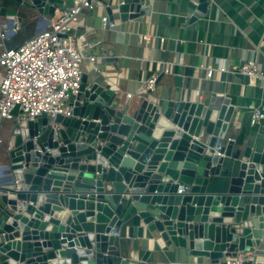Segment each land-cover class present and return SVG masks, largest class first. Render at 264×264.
<instances>
[{
	"label": "water",
	"instance_id": "95a60500",
	"mask_svg": "<svg viewBox=\"0 0 264 264\" xmlns=\"http://www.w3.org/2000/svg\"><path fill=\"white\" fill-rule=\"evenodd\" d=\"M96 1L122 21L149 4ZM10 2L45 19L75 0H0V32L17 18ZM206 6L200 0L196 11ZM117 97L83 75L69 116L32 120L15 107L2 167L9 183L0 184V264H156L151 252L129 248L146 236L213 264L244 251L264 264V144L254 152L230 136L234 108L213 95L145 98L131 111Z\"/></svg>",
	"mask_w": 264,
	"mask_h": 264
},
{
	"label": "crops",
	"instance_id": "0c3cea01",
	"mask_svg": "<svg viewBox=\"0 0 264 264\" xmlns=\"http://www.w3.org/2000/svg\"><path fill=\"white\" fill-rule=\"evenodd\" d=\"M194 1L200 5V0H189L182 9V0H149L127 21L121 20L117 8L111 9L110 19L98 2L93 10H84L74 34L82 38L77 45L86 56L96 57L95 63L88 59L83 62L88 86L96 82L109 85L120 105L128 104L131 111L145 98L209 101L216 95L234 108L230 136L260 152L264 119L258 126H251L250 118L255 108L264 107V78L245 81L237 75L215 71L208 79L204 67L217 68L221 63L231 67L253 59L264 72V0H206L202 13L196 11ZM10 3L18 15L16 20L2 24L5 38L0 39V51L42 32L51 18L40 19L35 10ZM104 17L108 18L106 24ZM25 29L27 34L22 33ZM145 35L150 36L149 41ZM154 74L158 76L154 90L143 94L144 82ZM13 122L3 120L0 126V184L9 183V170L2 167L7 164L4 153ZM128 244L137 253L151 252L156 264H213L180 249L160 247L148 236L129 240Z\"/></svg>",
	"mask_w": 264,
	"mask_h": 264
},
{
	"label": "built area",
	"instance_id": "2783aa9c",
	"mask_svg": "<svg viewBox=\"0 0 264 264\" xmlns=\"http://www.w3.org/2000/svg\"><path fill=\"white\" fill-rule=\"evenodd\" d=\"M96 2L75 0L70 7L55 8L45 30L17 46L4 47L0 52V126L3 120L15 119V107L32 120L44 114L53 119L57 115H70L68 102L81 86L83 62L86 59L91 63L96 61L95 56L87 57L77 45V40L81 42L82 38L76 37L74 30L83 11L93 10ZM193 4L197 6L198 2ZM107 20V17L103 18L104 24ZM4 38L5 34L0 32V39ZM144 39L149 41L150 36L145 35ZM204 69L208 79L215 71L243 74L252 80L264 78L261 66L253 59L241 65L229 67L221 63L217 68L209 65ZM166 71L170 72L169 69ZM157 78V74L148 78L141 92L153 91ZM263 119L264 107H257L251 113L250 124L258 126ZM253 259L252 252H238L236 256L226 258L224 264H251Z\"/></svg>",
	"mask_w": 264,
	"mask_h": 264
},
{
	"label": "rangeland",
	"instance_id": "374dc122",
	"mask_svg": "<svg viewBox=\"0 0 264 264\" xmlns=\"http://www.w3.org/2000/svg\"><path fill=\"white\" fill-rule=\"evenodd\" d=\"M22 33H23V34H27L26 29H25ZM1 51H2V50H1ZM1 51H0V52H1Z\"/></svg>",
	"mask_w": 264,
	"mask_h": 264
}]
</instances>
